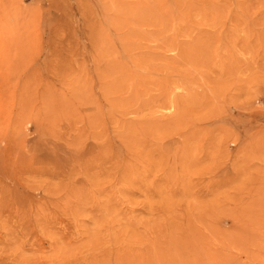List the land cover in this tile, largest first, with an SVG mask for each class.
Segmentation results:
<instances>
[{"label":"rangeland","instance_id":"1","mask_svg":"<svg viewBox=\"0 0 264 264\" xmlns=\"http://www.w3.org/2000/svg\"><path fill=\"white\" fill-rule=\"evenodd\" d=\"M0 264H264V0H0Z\"/></svg>","mask_w":264,"mask_h":264},{"label":"bare ground","instance_id":"2","mask_svg":"<svg viewBox=\"0 0 264 264\" xmlns=\"http://www.w3.org/2000/svg\"><path fill=\"white\" fill-rule=\"evenodd\" d=\"M154 18H157V15H155ZM115 19H116L115 28L118 29L119 31L120 30L122 31V30L130 27L131 25L135 24V22H138V20L140 19V15L137 12L136 13L133 12V8H129L128 4H125L120 9L119 16L115 17ZM128 29H130V28H128ZM131 30H133V29L131 28ZM101 57L104 60L105 68L108 71V69H110V67H109L110 62L107 60V56L104 54ZM104 57L106 58V61H105ZM115 86L117 88L119 87V89H122L121 85L119 86V84H117ZM142 86H144V84H142ZM104 87H105V85H104ZM154 102L156 103V100H154ZM154 102H151L150 104L152 105V104H154ZM136 107H139V106L136 105ZM139 109H140V107H139ZM163 125H164L165 132L163 130L159 131V129H158L159 134H158V136L155 135L156 137L153 138L154 140H159V142H160L161 138H165L168 136V134L172 133L174 125H172L171 122L165 123ZM147 126L151 129L153 127H156V124L155 123H148ZM166 126H168V127H166ZM159 128H161V127L159 126ZM132 138H136V137L134 135H132ZM129 149L130 148H128V150Z\"/></svg>","mask_w":264,"mask_h":264}]
</instances>
